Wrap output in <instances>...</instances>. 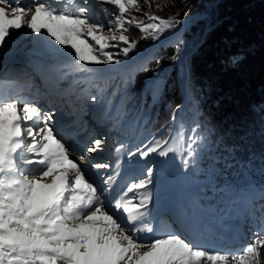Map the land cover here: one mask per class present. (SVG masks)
I'll return each instance as SVG.
<instances>
[{
    "label": "rangeland",
    "instance_id": "1",
    "mask_svg": "<svg viewBox=\"0 0 264 264\" xmlns=\"http://www.w3.org/2000/svg\"><path fill=\"white\" fill-rule=\"evenodd\" d=\"M31 1L28 7H38L44 16L43 29L55 31L57 46L50 44L37 31L38 27L35 31L40 40L34 31L26 34L24 28V31L20 29L22 36H14L1 46L0 55L56 54L54 50L63 46L69 49V44L72 45L71 55L74 54L75 60L44 59L38 68L45 77H38L40 72L36 70L37 74L28 79L38 80L60 94L63 91H58L55 78L66 86L75 85L76 89L70 91V86L64 96L68 99L67 95L70 96L66 107L71 116L68 129L78 132L79 136L85 134L80 125L75 126L72 118L83 115L89 108L86 116L90 112L93 114L90 123L96 121L98 134L97 137L89 136V140L98 144L94 149L96 152L105 154L90 165L98 167L99 175L104 168L103 173L111 171L126 198L127 207L137 213L134 212L145 229L143 240L137 242L138 248L146 249L159 240L177 236L170 219L173 213L182 220H193L191 229L196 235L192 251L174 258L159 254L141 264H264V207L261 209V204L254 205L253 210L260 208V213L253 211L249 224L242 205H233L223 218L220 216L225 213L209 215L196 201L194 180L197 182L198 179L193 168L203 136L192 133L185 126H173L167 141L156 150L151 148L156 140L151 145L146 141L133 143V136L141 138L139 123L134 125L124 117L118 122V129L112 128L120 117L119 105L108 101L111 92L115 94L112 87L114 84L115 88L116 78L122 74V83L127 82V68L136 65L134 70H140L157 46L178 42L182 27L190 24L193 17H189L191 21L185 19L171 27L165 22L146 23L145 27L153 32V41L129 53L131 46L125 45L122 37L126 23L123 14L127 9H137L138 0H40L37 4L34 3L37 1ZM109 6L114 9L110 10L111 18L105 13ZM54 17L60 19L59 25L53 23ZM153 42L157 44L152 50L147 46ZM117 54L124 57L119 58L115 56ZM18 67L24 66L11 68ZM122 67L126 69L121 70ZM159 82L157 78V85ZM8 104L15 105L16 102L10 98L0 104V264H120L127 254L114 241L119 239L121 244L129 243L131 235L124 225H116L117 221L105 207L95 176L81 165L82 161L89 163L81 157L88 154L90 143L85 150L75 152L70 146L68 130L61 137L58 132L52 134L53 130L47 129L49 132L46 133L44 128L38 137L36 154H23L21 158L26 163L15 159L14 165L7 166L3 161L14 122ZM80 105L86 110L80 111ZM16 115L18 120L26 119L23 114ZM47 117L52 119L47 114L42 117L46 124ZM57 174L64 177L63 181L55 177ZM12 175L17 176L15 181L10 180ZM24 175L30 179L20 180L19 177ZM40 181L53 182V187L47 189ZM257 193L254 191V197L260 195L261 203H264V194ZM74 216L82 217L91 226L82 242V234L77 229L67 230L73 225ZM71 242L79 245L71 247Z\"/></svg>",
    "mask_w": 264,
    "mask_h": 264
},
{
    "label": "trees",
    "instance_id": "2",
    "mask_svg": "<svg viewBox=\"0 0 264 264\" xmlns=\"http://www.w3.org/2000/svg\"><path fill=\"white\" fill-rule=\"evenodd\" d=\"M123 15L129 53L153 41L146 23L171 27L202 17L182 27L178 42L157 46L132 81L117 80L109 101H117L120 117L112 128L124 117L139 123L133 143L156 140L153 149L173 126L203 136L193 168L196 201L220 217L242 205L250 224L253 211L260 213L254 205L264 207L254 197L264 194V0H138Z\"/></svg>",
    "mask_w": 264,
    "mask_h": 264
},
{
    "label": "bare ground",
    "instance_id": "3",
    "mask_svg": "<svg viewBox=\"0 0 264 264\" xmlns=\"http://www.w3.org/2000/svg\"><path fill=\"white\" fill-rule=\"evenodd\" d=\"M36 1L37 2H34L35 4H37L40 0H36ZM31 2H32L31 0H0V48L1 46L3 47L7 43H9L12 37L14 38V36L16 37L18 35L19 37L22 36L21 30H23L24 28L25 30H27V33L25 32L26 34H29V32L31 31L32 32L34 31L36 34L35 31L37 30L36 27L39 28L37 31L40 32L42 36L49 41L50 44H54L53 45L54 47L57 46L55 41L57 39L56 33H54L55 31L53 29L51 30L48 28L43 29L42 26L44 23V18H43L44 16L42 13H40L38 7H33V6L28 7V4H30ZM52 21L54 24H58V25L61 22L60 19H55V17L52 18ZM36 37H38L40 40V37L37 34ZM46 39H44V42L47 41ZM156 44L157 43H153L152 45H149L147 47H151L153 50ZM69 46H71V48L69 47V49L63 46L61 47V49L54 50L56 54L26 53L27 55L16 54L15 56L13 55L8 56V54L5 53L6 56L5 54H3L4 56L0 55V78L3 80H9L10 83L8 87H6V85L8 84H4V86L0 84V104L5 103V100H10L11 97H13L14 100H16V104H20L19 107H17V105L10 106L8 104V109H10V112L13 114L14 122H13L11 141L9 142V146L5 152L6 159L3 161V164L7 166L12 164L14 165V160L18 156H21L23 154L26 156L33 155V153L36 154L35 151L39 143L38 137L40 132L44 128L46 133L50 131V129L47 127L48 123L46 125L45 122H43L41 114L44 111H46V108L49 105H53L55 107V110L50 109L54 111L51 113H54L55 115V124L54 127L51 129L54 131V132L52 131L53 134L55 133L57 135L58 132L59 134H61L62 137L64 134L67 133L68 130L69 131L68 138L70 139V146L73 148V151L75 152H80L85 150V147L88 146L90 143V150H88V154H85L83 158L81 157L82 160H87L89 161V163L82 161L81 165L87 171H91L92 174L95 176L94 180L96 181L98 188L102 193L105 207L107 211L111 213V215L115 218V221H117L116 225L118 226L124 225L126 230L131 235L132 241L129 243L121 244L118 242L119 239L118 240L116 239L114 241L115 245H117V247H121L122 249H124L127 254L124 261H122L120 264H141L142 261L147 260L150 257L157 256L159 254H163L166 257H171V258H174L177 255L187 254L188 252L192 251L195 245L196 234L192 232V230L194 229H191L194 223L193 220L191 219L182 220V218L179 215H176L175 213H173L172 216L170 215V219L173 222V228H174L173 231L177 236L168 237L166 239L159 240L153 243L151 246L147 247L146 249L140 250L138 248L139 246L137 245V242L143 240L142 234L145 232V229L141 227L142 225L139 221V218L136 215L137 213L134 211L136 213L135 214L132 211L133 208L130 209L131 207L130 208L127 207L125 201L126 198L124 194L121 193L119 185H116L117 179L112 177L111 171L103 173L106 170V168H104L100 170V175H99L97 173L98 167L97 166L95 167V165L92 164L90 165V163H94L95 161L104 157L105 155L96 152L94 149H97L96 146L98 144L90 141L91 139L89 140V136L91 135L93 136L96 135V137L98 136L95 123H90V120L94 119L93 114L90 112L87 116H83L80 114L78 117L72 118V122L75 123V126L80 125L81 128H83L84 131L86 132L82 136H79L78 132H73L72 130L68 129L71 116L68 115L70 113L66 109V107L69 106L67 103L69 102L68 100L70 99V96L67 95L69 99L64 96L66 95L67 88L72 87L70 89L71 91L73 89H76L75 85L67 84L66 86V84L60 83L59 80L55 78L58 91H63V93H65V94L63 93L60 94L58 92L59 93L58 94L55 90L48 87L47 85H43L40 81L34 79H28L32 74L36 72V70L40 72L39 73L40 75H37L38 77H42V76L45 77V74L41 73V71L38 68V64H40L44 59L50 60L55 58V59L75 60L76 58L74 57V54L71 55V53L73 52L72 45L69 44ZM149 53L150 51L148 52V54ZM23 61H25V63ZM14 65L16 66L23 65L24 67H18L17 69L11 68L14 67ZM133 67L136 68L137 66L133 65ZM5 91H8V93H6ZM4 108L7 109L6 106H4ZM16 114L18 115L23 114L24 116H26L25 117L26 119L20 121L17 119ZM48 115L49 116L51 115L50 112ZM21 122L25 123L24 130L27 131L28 134V136L26 137H25L26 134H23L22 132V126L20 130L19 125ZM47 129H49V131ZM17 133H20L21 135L18 136ZM85 138H87L88 140ZM31 150H33V152ZM95 153H97V156H95ZM57 176H58L57 179L59 181H63L64 177L62 175L57 174L55 177ZM27 178L30 179L29 176H25V175L19 177L20 180H25V181L28 180ZM16 179L17 176L12 175L10 180L15 181ZM51 183L40 181V184L45 186L47 189H51L53 187ZM73 222H74L73 225H70L69 229L67 230L74 231L75 229H77L82 234V236L80 237V242H82L84 235L89 233L91 226L89 225V222L88 223L87 221L84 222L82 217H75ZM120 222L122 223L120 224ZM29 234H31V236L33 235L32 233ZM70 244L71 247L72 245L74 247L79 245L78 242L75 243L71 242Z\"/></svg>",
    "mask_w": 264,
    "mask_h": 264
},
{
    "label": "water",
    "instance_id": "4",
    "mask_svg": "<svg viewBox=\"0 0 264 264\" xmlns=\"http://www.w3.org/2000/svg\"><path fill=\"white\" fill-rule=\"evenodd\" d=\"M192 19H195V17L191 18V20H192ZM191 20H190V19H188V21H191ZM181 24H183V23H181ZM153 43H154V42H153Z\"/></svg>",
    "mask_w": 264,
    "mask_h": 264
}]
</instances>
